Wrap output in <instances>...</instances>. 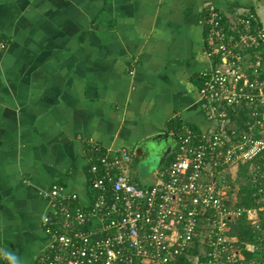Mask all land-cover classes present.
<instances>
[{
  "label": "crops",
  "instance_id": "1",
  "mask_svg": "<svg viewBox=\"0 0 264 264\" xmlns=\"http://www.w3.org/2000/svg\"><path fill=\"white\" fill-rule=\"evenodd\" d=\"M210 5L264 23V0H0V247L35 264L52 185L91 200L92 145L136 149L209 127L198 89L216 63ZM175 149L176 136L168 159Z\"/></svg>",
  "mask_w": 264,
  "mask_h": 264
},
{
  "label": "built area",
  "instance_id": "2",
  "mask_svg": "<svg viewBox=\"0 0 264 264\" xmlns=\"http://www.w3.org/2000/svg\"><path fill=\"white\" fill-rule=\"evenodd\" d=\"M203 24L216 61L198 89L209 127L178 129L174 159L147 187L132 176L135 149L92 145L93 196L83 205L52 185L43 218L50 242L35 264H264V23L250 9L229 18L210 5ZM6 47L0 33V58ZM243 185L253 190L249 209L239 206ZM243 212L257 234L246 245L251 258L228 233Z\"/></svg>",
  "mask_w": 264,
  "mask_h": 264
},
{
  "label": "trees",
  "instance_id": "3",
  "mask_svg": "<svg viewBox=\"0 0 264 264\" xmlns=\"http://www.w3.org/2000/svg\"><path fill=\"white\" fill-rule=\"evenodd\" d=\"M251 10V9H250ZM253 11V10H251ZM259 53L263 57L264 62V51L263 49L259 50ZM264 66V65H263ZM244 114L242 113L241 116ZM174 154L170 156V158L167 161V164L172 162L174 159ZM137 160V157H136ZM257 163L262 167L264 163V153L262 157L257 161ZM248 167L243 166L241 168V176L246 177L247 176ZM264 184V182H263ZM253 190L250 185H243L241 186L240 190V202L239 206L243 207L244 209H249L250 207L254 206V200L252 197ZM91 196H93V192H91ZM228 233L229 235L233 236L236 239L235 245L248 257L251 258L253 256L254 251L251 249H247L246 245H253L257 242V234L253 230V227L248 223L246 213L243 212L237 219L229 223L228 227Z\"/></svg>",
  "mask_w": 264,
  "mask_h": 264
},
{
  "label": "water",
  "instance_id": "4",
  "mask_svg": "<svg viewBox=\"0 0 264 264\" xmlns=\"http://www.w3.org/2000/svg\"><path fill=\"white\" fill-rule=\"evenodd\" d=\"M174 142V135L168 133L158 134L141 143V145L135 149V152L140 163L149 164V166L152 163H156L157 166H159L168 159L173 150Z\"/></svg>",
  "mask_w": 264,
  "mask_h": 264
},
{
  "label": "rangeland",
  "instance_id": "5",
  "mask_svg": "<svg viewBox=\"0 0 264 264\" xmlns=\"http://www.w3.org/2000/svg\"><path fill=\"white\" fill-rule=\"evenodd\" d=\"M150 166L149 164L146 165L145 163H140V161L137 162V160H134L132 165V176L141 184L149 185L151 183L150 181L153 172L162 169V165L157 166L156 163H152Z\"/></svg>",
  "mask_w": 264,
  "mask_h": 264
},
{
  "label": "clouds",
  "instance_id": "6",
  "mask_svg": "<svg viewBox=\"0 0 264 264\" xmlns=\"http://www.w3.org/2000/svg\"><path fill=\"white\" fill-rule=\"evenodd\" d=\"M0 256L8 261V264H25L18 255L8 252L6 249L0 247Z\"/></svg>",
  "mask_w": 264,
  "mask_h": 264
}]
</instances>
